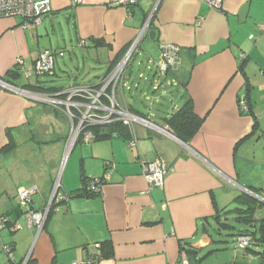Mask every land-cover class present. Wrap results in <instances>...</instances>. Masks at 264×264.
<instances>
[{
	"label": "crops",
	"instance_id": "0c3cea01",
	"mask_svg": "<svg viewBox=\"0 0 264 264\" xmlns=\"http://www.w3.org/2000/svg\"><path fill=\"white\" fill-rule=\"evenodd\" d=\"M221 2L216 8L205 0H138L128 7L117 0H52L53 11L39 24L24 27L21 17L0 18V80L42 91L88 84L78 81L87 71L86 51L99 84L150 19L117 97L158 128L136 122L128 137L112 133L77 141L63 163L71 131L67 115L0 82V216L21 224L0 230V264H183L187 245L201 255L218 248L203 264H261L259 255L238 244L224 253L217 245L226 242L219 240L223 229L232 235L244 227L229 211L237 195L264 198V0ZM82 38L88 45H79ZM168 42L180 50L163 71L161 48ZM75 46L83 48L84 69L70 56V67L55 63L49 72L53 82L60 70L66 84L48 83L41 77L47 73L34 71L45 50L78 59ZM17 58L23 59L18 68ZM187 99L204 118L189 142L167 121ZM159 157L170 169L161 188H150L142 163ZM111 163L115 167L108 168ZM83 173L111 179L99 195L74 196ZM59 179L60 195L43 227L30 225L29 209L49 207ZM29 187L37 190L22 207L17 192ZM260 218L264 206L255 212L254 219ZM213 224L219 239L210 232ZM104 241L112 243L111 255L106 249L103 255ZM5 245L12 247L10 255Z\"/></svg>",
	"mask_w": 264,
	"mask_h": 264
},
{
	"label": "built area",
	"instance_id": "2783aa9c",
	"mask_svg": "<svg viewBox=\"0 0 264 264\" xmlns=\"http://www.w3.org/2000/svg\"><path fill=\"white\" fill-rule=\"evenodd\" d=\"M81 0H74L75 3H80ZM212 7L221 8L222 0H205ZM138 0H117V4L124 6H132L136 4ZM155 10V9H154ZM153 10V11H154ZM52 0H0V18H15L21 17L24 20V27H29L32 24H39L44 15L52 12ZM153 15V14H152ZM150 22V19L148 23ZM146 26L142 29L145 31ZM261 29L264 30V24H261ZM142 32V33H143ZM142 33L136 37L131 45L130 49L126 51L119 62H117L110 71L102 78L99 84H74L71 87L59 89L56 91H32L28 88L17 87L16 84L8 83L0 80L1 84L10 88L14 92L31 98L34 102H39L44 105L53 107L57 110L63 111L70 119V136L68 138V150L66 151L63 163L67 160L70 151L74 144L78 140L83 142H92L94 138L93 127H106L113 122H122L127 125L128 128L133 131L134 123H141L148 125L152 128L158 129L152 122L135 112H131L130 109L120 104L118 101L117 89L121 82L123 72L126 70V66L130 63L133 53L142 39ZM79 45H88V41L82 38ZM180 46L173 43L164 44L161 48L162 63L160 66L163 71H167L175 63V56L178 54ZM63 55V51L57 52V55ZM23 59L17 58V66L21 65ZM56 63V53L51 50H45L40 53L38 59L34 64V71L38 74H46L52 72ZM26 76H30V72H25ZM244 106V104H242ZM167 131V130H166ZM137 140H130L131 146L136 145ZM143 175L145 176L150 188H161L169 172V166L163 159L159 157L155 160H147L143 162ZM115 167L114 163L109 164L108 168ZM103 181L110 180V174L105 173L103 175ZM96 183V184H95ZM104 182L97 179L94 182L93 189L96 192H100L101 186ZM60 187V179L54 186L53 199L58 197V189ZM36 187L22 188L18 193L19 205L22 207L29 206L28 204L32 200ZM64 197L61 196V199ZM67 198V197H66ZM47 207L44 211L40 212L29 209L28 217L29 224H35L41 229L46 221V215L52 206ZM9 219L6 216H0V230L8 225ZM21 228V224L15 222L12 224L11 230H17ZM252 240L251 234H242L237 237V244L243 248L248 246V243ZM4 249L10 255L12 253V247L5 245ZM183 264H189V259L183 255L181 257ZM27 260L23 264L26 263ZM76 264V263H73ZM80 264H89V262H80Z\"/></svg>",
	"mask_w": 264,
	"mask_h": 264
},
{
	"label": "trees",
	"instance_id": "16d2710c",
	"mask_svg": "<svg viewBox=\"0 0 264 264\" xmlns=\"http://www.w3.org/2000/svg\"><path fill=\"white\" fill-rule=\"evenodd\" d=\"M10 72H11L10 74H12L13 77H16V75H18L19 73L17 70H11ZM7 81L10 83H15V82H12L13 80L11 79H7ZM23 87L28 88L32 91H35V90L42 91L43 90L42 87H37V86H30V87L23 86ZM59 89L60 88L52 87V88H47L44 90L56 91ZM167 121H168V126H171L172 132L178 138H180L182 141L189 142L193 138L195 133H197V131L201 128L204 118L200 117L197 113H195L193 101H191V99H187L186 102L182 105V107L178 109L176 112L172 113V115L167 119ZM106 128L109 131L105 134L102 128L93 127L92 129L95 134L93 139L98 140L99 138H102V137H109L112 133H117L119 135L128 137V134L132 133L131 129L128 128V126L123 124L122 122L110 123L109 125L106 126ZM79 141H82V140H78V142ZM14 146L15 145H12V143L8 144L5 150L6 151L11 150L13 149ZM102 177L103 175L99 176L98 178H89L88 176L86 177V175L83 173L82 174V184L80 187L74 190L73 192L74 196L79 195V196H84V197H88V196L90 197V196L99 195L100 192H96L93 189V185L97 179H100L102 182L105 183L106 181H103ZM68 197H72V194L68 195ZM55 205L56 204L54 203V201H52L53 208L55 207ZM233 205L234 206L232 208H229L230 209L229 211L236 212L235 219L237 221H240L244 226L243 228H237L236 233L233 232L232 235L233 236L236 235L235 241L237 242V237L239 235L248 234V233L251 234L252 240L248 243V246L245 249L253 251L256 255H259L261 264H264V218H260L259 220L254 219V215H255L257 208L264 206V202L261 201L260 199L258 200L254 196H251L247 192L246 193L241 192L234 199ZM9 222L13 224L16 221H11L9 219ZM220 241L224 242L225 240L221 239ZM186 244L184 243L183 245H186ZM182 247H183L182 254L185 255L187 259H189V262L191 264H203L205 256L208 253H211L212 251H215L218 249V248H214L212 250H209L207 253L201 255L200 250L197 248H194L188 245L182 246ZM101 249L104 251L103 255L106 254V251L104 249L108 250L109 255L113 253L112 243L110 241L102 242Z\"/></svg>",
	"mask_w": 264,
	"mask_h": 264
},
{
	"label": "rangeland",
	"instance_id": "374dc122",
	"mask_svg": "<svg viewBox=\"0 0 264 264\" xmlns=\"http://www.w3.org/2000/svg\"><path fill=\"white\" fill-rule=\"evenodd\" d=\"M76 47V49H78L77 50V54H78V59H77V57H75V55L74 54H69V52H67L66 51V54H65V56L64 57H61V56H57L56 58V63H59L60 64V66L61 67H63L64 66V64H66V65H68L69 67H70V65H72V64H70L71 63V61H72V58L71 57H73V61H76V63H78L79 62V65L81 64V69L83 70L84 69V65H83V51H82V49L83 48H80L79 46H75ZM84 54L86 55V56H88V60L86 61V69H87V71H86V74H84V72L80 75V77L78 78V81L80 82V83H88V84H94L95 82H97L98 80L96 79V77H94L95 75V73H96V71L97 72H99L98 70H95L94 68H95V66H96V63H94V62H92V60H90V56L88 55V53H87V51L86 52H84ZM71 56V57H70ZM136 57V56H135ZM133 60V59H132ZM131 64V63H130ZM129 64V65H130ZM56 65V64H55ZM78 65V64H77ZM129 65H127L126 67V71L129 69V68H131V67H133V66H129ZM134 68V67H133ZM72 69H74V68H72ZM57 70H58V67H57ZM58 76H55V77H53V82H51V80H52V77L51 76H49L50 74H48V75H46V76H41L42 77V79L43 80H45L46 82H48V83H55V84H66L67 83V80H65V78H64V76L62 75V73L60 72V70H58ZM173 89V88H172ZM140 109L141 110H144V108L140 105ZM146 117V116H145ZM144 117V118H145ZM148 118V117H147ZM152 122V121H151ZM264 139V138H263ZM246 171V170H245ZM214 227L216 228V226H214V224H213V226H212V228L210 229V232H212V234H214V236L217 238V239H219V235L216 233V230L214 229ZM241 227V226H240ZM222 233H223V235H221L220 237V239L219 240H221V239H224L226 242H224V243H218V245H217V247H221V250H219L218 252H222V253H224V251H228V250H233L234 248H235V246L237 245V243H236V237L235 236H233V235H231V233H229L228 232V230L227 229H223L222 230ZM238 246V245H237ZM218 252H214V253H212L211 255H209L207 258H206V262L207 263H210L214 258H215V256H216V254L218 253Z\"/></svg>",
	"mask_w": 264,
	"mask_h": 264
},
{
	"label": "water",
	"instance_id": "95a60500",
	"mask_svg": "<svg viewBox=\"0 0 264 264\" xmlns=\"http://www.w3.org/2000/svg\"><path fill=\"white\" fill-rule=\"evenodd\" d=\"M150 34H151L152 38H154L155 37V30L150 31ZM102 129L104 130V133H107L109 131L106 127H103ZM248 191L251 192L250 190H248ZM253 195L264 201V198L261 197L260 195H256L255 193H253Z\"/></svg>",
	"mask_w": 264,
	"mask_h": 264
}]
</instances>
